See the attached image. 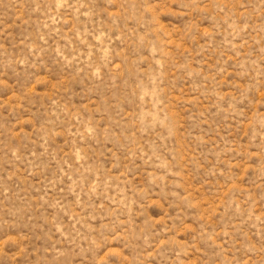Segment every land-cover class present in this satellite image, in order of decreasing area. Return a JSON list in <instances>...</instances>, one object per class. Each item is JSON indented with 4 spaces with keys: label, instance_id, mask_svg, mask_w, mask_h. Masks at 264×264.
Wrapping results in <instances>:
<instances>
[{
    "label": "rangeland",
    "instance_id": "rangeland-1",
    "mask_svg": "<svg viewBox=\"0 0 264 264\" xmlns=\"http://www.w3.org/2000/svg\"><path fill=\"white\" fill-rule=\"evenodd\" d=\"M0 264H264V0H0Z\"/></svg>",
    "mask_w": 264,
    "mask_h": 264
}]
</instances>
